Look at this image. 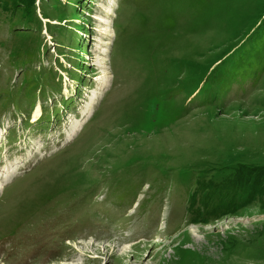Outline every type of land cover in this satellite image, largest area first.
Instances as JSON below:
<instances>
[{
  "label": "rangeland",
  "instance_id": "rangeland-1",
  "mask_svg": "<svg viewBox=\"0 0 264 264\" xmlns=\"http://www.w3.org/2000/svg\"><path fill=\"white\" fill-rule=\"evenodd\" d=\"M30 11L12 29L0 2V170L21 161L0 171V264H264V194L202 208L264 170V0Z\"/></svg>",
  "mask_w": 264,
  "mask_h": 264
},
{
  "label": "trees",
  "instance_id": "trees-1",
  "mask_svg": "<svg viewBox=\"0 0 264 264\" xmlns=\"http://www.w3.org/2000/svg\"><path fill=\"white\" fill-rule=\"evenodd\" d=\"M133 1V0H132ZM3 3V8L10 14L9 24L12 29H18L25 31L26 24H30L23 19V16L30 13L31 5L35 6V0H0ZM21 11V13H18ZM32 24H30L31 26ZM27 34V33H22ZM27 35H30L28 33ZM27 43V42H26ZM39 45L35 47L33 51V58H37V51H39ZM28 46L19 48V52L26 55ZM251 175H245V171H237L235 178L224 181L221 185H211L207 187L203 195L202 208L204 214L207 216L206 221L217 218L218 214H225L227 212L237 209L239 203L244 200L249 202L258 196L264 194V170L257 171L256 173H250ZM253 176V178H252ZM254 179V180H253ZM253 180V182H252ZM247 181H249L247 183ZM192 211L196 208L197 198L192 199ZM198 216H202V213H198Z\"/></svg>",
  "mask_w": 264,
  "mask_h": 264
},
{
  "label": "bare ground",
  "instance_id": "bare-ground-1",
  "mask_svg": "<svg viewBox=\"0 0 264 264\" xmlns=\"http://www.w3.org/2000/svg\"><path fill=\"white\" fill-rule=\"evenodd\" d=\"M103 33H106V31H104ZM97 66H98V68L96 69V74L97 75H99V74H101L102 73V70L105 68V65H98V64H96ZM106 85L107 84H101L100 85V89H101V91L103 90V89H105L106 88ZM93 101H91L90 103H89V106H88V108H87V112L85 113V115H84V119L83 120H85L86 119V117L88 116V115H90V114H92V111H91V109H92V106L94 105V103L96 102V100H98V96H94L93 97V99H92ZM42 111H43V109H42V106L41 105H38L37 107H36V111H35V113H34V116H33V121L34 122H36V121H38L39 119H40V117H41V115H42ZM81 124H78V126L74 129V131L70 134V136H69V139H68V141L69 142H71V141H73L74 140V136L76 137V134H77V132L78 131H80V128H81V126H80ZM0 143H1V138H0ZM33 149V151L36 149L35 147L34 148H32ZM9 159H6V162L8 161ZM21 163V161H16L15 163H13V164H11V166H9V165H6V168H3V169H1L0 171H2V173H1V175L3 176V175H7V176H9V172H11V171H17V169H18V165ZM43 169H45V168H43ZM18 174V173H17ZM10 181H11V178H8V180L6 181L7 182V184H9L10 183ZM1 185H0V189H4V184L3 183H0ZM6 185V184H5ZM94 247L95 245L94 244H89V249L92 247V246ZM139 247L140 246V244L138 243V242H136V244H134L131 248L129 247V248H125L126 249V251H125V249H124V253H127V251H128V249H133V248H135V247ZM63 264H66V263H63ZM67 264H70V263H67Z\"/></svg>",
  "mask_w": 264,
  "mask_h": 264
}]
</instances>
